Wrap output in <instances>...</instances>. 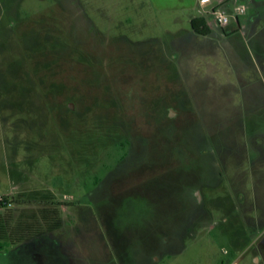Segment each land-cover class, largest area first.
<instances>
[{
  "label": "rangeland",
  "instance_id": "rangeland-1",
  "mask_svg": "<svg viewBox=\"0 0 264 264\" xmlns=\"http://www.w3.org/2000/svg\"><path fill=\"white\" fill-rule=\"evenodd\" d=\"M239 3L205 36L170 0H0V198L61 202L7 264H264V17Z\"/></svg>",
  "mask_w": 264,
  "mask_h": 264
},
{
  "label": "trees",
  "instance_id": "trees-1",
  "mask_svg": "<svg viewBox=\"0 0 264 264\" xmlns=\"http://www.w3.org/2000/svg\"><path fill=\"white\" fill-rule=\"evenodd\" d=\"M193 29L202 35L211 32L210 26L202 16L195 17L191 21ZM46 198L38 202L39 205L33 206L25 217L16 216V204L34 202L26 199L24 192L14 197L4 195L0 201V250L6 249L10 243L22 241L34 235L43 233L45 230L57 228L60 225V209L54 194L46 193Z\"/></svg>",
  "mask_w": 264,
  "mask_h": 264
},
{
  "label": "crops",
  "instance_id": "crops-1",
  "mask_svg": "<svg viewBox=\"0 0 264 264\" xmlns=\"http://www.w3.org/2000/svg\"><path fill=\"white\" fill-rule=\"evenodd\" d=\"M236 1L240 2V5L249 3V5L252 6L253 10L249 18L253 23H255L256 18L264 17V0H210L209 4L201 3L200 0H170V11H175L178 8L181 9L183 17H187V22L190 23V25L193 18L200 16L204 17L207 24L211 28V32L209 34H206L205 36H210L215 26H222L223 28H225L227 24L226 23L224 25H220L217 23L214 15L210 12L212 7L220 5L223 9H225L231 4H234ZM181 17L182 16H178V18ZM237 21L239 23L238 18ZM238 29L239 28L229 29L228 33L234 32ZM192 31L195 34H199L194 29H192ZM253 36L256 40L255 44L258 45V47L264 52V39L260 38L259 33H254ZM192 39L193 37L191 36L188 41L190 42ZM1 252H4V256H0L2 262H4L5 264L10 263L9 255L14 254V250H9L8 247H6V249L0 250V253Z\"/></svg>",
  "mask_w": 264,
  "mask_h": 264
},
{
  "label": "built area",
  "instance_id": "built-area-1",
  "mask_svg": "<svg viewBox=\"0 0 264 264\" xmlns=\"http://www.w3.org/2000/svg\"><path fill=\"white\" fill-rule=\"evenodd\" d=\"M200 1H201V3H204V4H209L210 3V0H200ZM239 9L242 12H244L245 11L244 5H240ZM210 12L214 15L217 23L220 24V25L226 24L229 21V19H230V15L220 5L212 7ZM233 16L238 18L237 14H235Z\"/></svg>",
  "mask_w": 264,
  "mask_h": 264
}]
</instances>
